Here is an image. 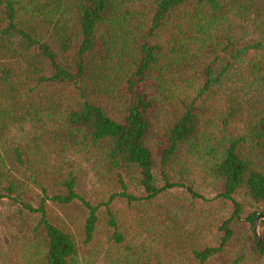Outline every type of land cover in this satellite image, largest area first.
I'll return each mask as SVG.
<instances>
[{
    "label": "trees",
    "instance_id": "1",
    "mask_svg": "<svg viewBox=\"0 0 264 264\" xmlns=\"http://www.w3.org/2000/svg\"><path fill=\"white\" fill-rule=\"evenodd\" d=\"M0 206L27 264H264V0H0Z\"/></svg>",
    "mask_w": 264,
    "mask_h": 264
},
{
    "label": "rangeland",
    "instance_id": "2",
    "mask_svg": "<svg viewBox=\"0 0 264 264\" xmlns=\"http://www.w3.org/2000/svg\"><path fill=\"white\" fill-rule=\"evenodd\" d=\"M230 133L238 134L240 133V126L234 125ZM189 166L193 168L191 177L198 181V185L202 192L206 195L215 194L217 191L216 182L210 179L207 172L204 170L203 162L205 157L193 156L196 152H189ZM203 154V153H202ZM79 163V162H77ZM82 166H85V170L93 167L91 162L86 161L84 164L80 162ZM14 214V209L7 206H0V264H27L26 258H24L23 247L21 243L16 239V229L15 222L12 216ZM137 258H151L157 259L160 257V252L162 251L159 246L151 243L150 240H143L139 242L138 246L135 248ZM113 259V255L110 254L104 260L107 262ZM81 264H86L82 261ZM106 264V263H105Z\"/></svg>",
    "mask_w": 264,
    "mask_h": 264
},
{
    "label": "water",
    "instance_id": "3",
    "mask_svg": "<svg viewBox=\"0 0 264 264\" xmlns=\"http://www.w3.org/2000/svg\"><path fill=\"white\" fill-rule=\"evenodd\" d=\"M264 220V213H261L258 215L256 221H255V236L256 240L261 244V246L264 248L263 239L260 233V224Z\"/></svg>",
    "mask_w": 264,
    "mask_h": 264
}]
</instances>
